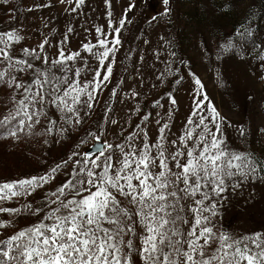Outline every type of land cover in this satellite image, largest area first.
Wrapping results in <instances>:
<instances>
[{"label": "snow or ice", "instance_id": "1", "mask_svg": "<svg viewBox=\"0 0 264 264\" xmlns=\"http://www.w3.org/2000/svg\"><path fill=\"white\" fill-rule=\"evenodd\" d=\"M105 3L111 7V0ZM84 4L85 0H75L70 11L76 12ZM163 4L164 15H169L170 0ZM134 7L125 9L118 25L113 23L111 11L107 12L111 32L95 27V42L81 45L88 56L60 47L56 57L49 59L42 55L48 43L44 40L39 50L21 49L27 58H20L15 53L23 37L14 29L0 31V85L13 90L11 105L0 113V140L47 135L59 143L57 137L78 130L112 78L121 32ZM220 7L223 10L228 5ZM249 12L245 19H254L255 13ZM233 35L239 40L234 43L231 37L226 38V43L218 45L221 52L217 59L245 60L246 41L255 36L253 23L245 26L242 21ZM67 42L65 35L59 43ZM253 48L259 50L257 58L264 62L260 55L264 41H253ZM90 59L97 62L95 67ZM78 61L82 67L76 66ZM86 70L90 79L82 75ZM20 74H29L28 79ZM216 75L223 83L221 68L216 69ZM260 79L264 80V74ZM194 83L191 111L176 139L169 141L170 125L159 120L157 140L151 143L148 132L139 125V131L115 145L101 138L100 128L87 130L85 135L95 144V151L90 147L81 151L85 142L80 141L76 151L45 174L0 181V205L24 200L18 207L0 206V213L37 218L0 239V264H135L137 258L140 264H264V232L236 236L226 229L217 230L214 221L220 215L218 208L228 199L225 193L235 192L245 183H264V152L232 147L224 132V118L201 80L195 78ZM168 99L171 119L178 101L170 93ZM53 111L59 114L58 119L52 117ZM142 119L147 121L149 116ZM37 126L43 131H35ZM235 127L239 137L249 135L244 124ZM257 132L264 135V127ZM168 143L173 150H168ZM69 162L72 167L63 173L65 179L46 191L40 205L34 207L28 197L54 182ZM16 222L0 219V230Z\"/></svg>", "mask_w": 264, "mask_h": 264}, {"label": "rangeland", "instance_id": "2", "mask_svg": "<svg viewBox=\"0 0 264 264\" xmlns=\"http://www.w3.org/2000/svg\"><path fill=\"white\" fill-rule=\"evenodd\" d=\"M223 4L228 7L222 10L220 5ZM129 5L135 7L127 13L130 22H126L121 32L122 44L115 56L112 78L99 94V102L92 114L85 118L78 130H70L63 138L57 137L59 143H53L52 137L47 135H31L21 141L0 140V181L45 174L76 151L80 141L85 142L81 151L91 148L94 143L85 135L87 130L100 128L101 138L106 137L115 145L123 142L129 133L139 131V125L148 132L151 143L157 140L159 120L161 124L167 122L170 125L169 141L176 139L191 111L197 87L195 78L201 80L203 90L224 118V132L230 145L237 150L264 152V135L257 132L264 127V80L260 79L264 74V67L260 65L264 62L257 58L259 50L253 48V41H264V0H170L169 15H164L166 6L163 0H111L110 8L105 0H85L76 12L70 11L76 6L75 0L63 3L60 0H0V31L14 29L23 37L16 46L15 55L20 58H27L21 49L39 50L38 46L44 40L48 43L42 55L49 59L56 57L60 47L67 52L78 50L88 56L81 45L95 42V27L111 32L107 12L111 11L113 23L118 25ZM249 10L255 16L246 20ZM242 21L245 26L253 23L255 32V36L246 41L245 60L217 59L221 52L218 45L226 43V38L231 37L234 43L239 40L233 33ZM69 27L74 31L68 33ZM65 35L68 42L62 45L59 42ZM32 62L46 67L40 61ZM89 63L95 67L97 62L90 59ZM76 66L83 65L78 61ZM217 68L222 69L223 83L216 75ZM20 75L25 80L29 76ZM82 75L91 78L87 70ZM12 93V89L0 85V113L11 105ZM169 93L178 101L171 119ZM58 115L53 111V118L58 119ZM145 115L149 116L147 121L142 119ZM112 120L117 123L112 124ZM62 123L58 120V124ZM241 124L249 131L246 138L239 137L236 131L235 126ZM35 131L43 129L37 126ZM136 144L139 146L140 137H137ZM166 147L173 150L170 143ZM116 155L119 156V150ZM71 167V162L67 169L62 166L54 182L28 197L34 207L40 205L46 191L54 190L65 179L63 173L71 171ZM224 195L228 199L218 208L220 215L214 218L217 230L226 229L236 236L264 232V183H245L235 192L230 190ZM23 202L21 198L0 206L18 207ZM0 219L17 221L7 230H0V239H4L12 231L34 223L37 218L10 217L7 213H0ZM135 264H140L138 258Z\"/></svg>", "mask_w": 264, "mask_h": 264}, {"label": "water", "instance_id": "3", "mask_svg": "<svg viewBox=\"0 0 264 264\" xmlns=\"http://www.w3.org/2000/svg\"><path fill=\"white\" fill-rule=\"evenodd\" d=\"M95 144L92 145V147L90 148L91 151H95Z\"/></svg>", "mask_w": 264, "mask_h": 264}]
</instances>
